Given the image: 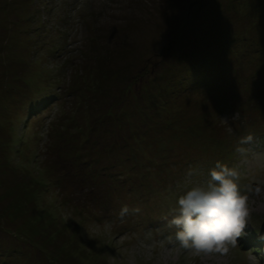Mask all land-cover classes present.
<instances>
[{
  "label": "rangeland",
  "instance_id": "1",
  "mask_svg": "<svg viewBox=\"0 0 264 264\" xmlns=\"http://www.w3.org/2000/svg\"><path fill=\"white\" fill-rule=\"evenodd\" d=\"M248 231L264 0H0V264H264Z\"/></svg>",
  "mask_w": 264,
  "mask_h": 264
},
{
  "label": "trees",
  "instance_id": "2",
  "mask_svg": "<svg viewBox=\"0 0 264 264\" xmlns=\"http://www.w3.org/2000/svg\"><path fill=\"white\" fill-rule=\"evenodd\" d=\"M134 152H131L128 156H127V158L130 160V158H134L136 155L135 154H133ZM152 225V224H151ZM239 228H244L243 229V231H247L246 229H245V227L243 226V225H240L239 226ZM239 228H237L238 230H240ZM237 236H239V237H244L245 235L244 234H237ZM256 241H260L259 239L257 240L256 239Z\"/></svg>",
  "mask_w": 264,
  "mask_h": 264
}]
</instances>
